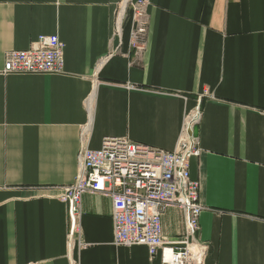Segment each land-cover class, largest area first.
Masks as SVG:
<instances>
[{"label":"crops","instance_id":"1","mask_svg":"<svg viewBox=\"0 0 264 264\" xmlns=\"http://www.w3.org/2000/svg\"><path fill=\"white\" fill-rule=\"evenodd\" d=\"M141 1L144 43L129 3ZM0 0V264H160L113 245L112 201L86 192L70 235L62 186L84 144L125 138L176 148L198 109L201 264H264V0ZM39 35L64 43L61 74L1 73ZM167 207L162 237L184 233Z\"/></svg>","mask_w":264,"mask_h":264},{"label":"built area","instance_id":"2","mask_svg":"<svg viewBox=\"0 0 264 264\" xmlns=\"http://www.w3.org/2000/svg\"><path fill=\"white\" fill-rule=\"evenodd\" d=\"M129 1L123 0L122 17ZM129 4L132 42L140 48L147 21L141 1ZM63 72L64 43L56 35H39L27 49L6 51L1 70L4 75ZM198 120V109L184 115L182 132L172 151L116 137L103 138L98 149L83 144L76 179L62 186L59 195L68 206L70 235L76 228L81 196L100 193L112 201L113 245H144L149 258L158 256L160 264H201L206 248L196 234L204 207L198 200L199 182L189 173V160L201 151L194 135ZM167 207L184 211V233L176 242L162 237L161 218Z\"/></svg>","mask_w":264,"mask_h":264}]
</instances>
